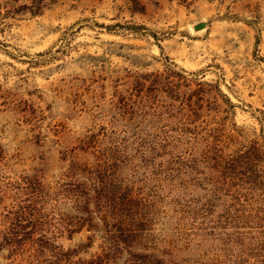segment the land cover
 <instances>
[{"label": "rangeland", "instance_id": "1", "mask_svg": "<svg viewBox=\"0 0 264 264\" xmlns=\"http://www.w3.org/2000/svg\"><path fill=\"white\" fill-rule=\"evenodd\" d=\"M0 264H264V0H0Z\"/></svg>", "mask_w": 264, "mask_h": 264}, {"label": "water", "instance_id": "2", "mask_svg": "<svg viewBox=\"0 0 264 264\" xmlns=\"http://www.w3.org/2000/svg\"><path fill=\"white\" fill-rule=\"evenodd\" d=\"M204 26H205L204 24L197 25V29H200V28H202Z\"/></svg>", "mask_w": 264, "mask_h": 264}]
</instances>
